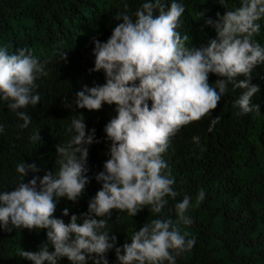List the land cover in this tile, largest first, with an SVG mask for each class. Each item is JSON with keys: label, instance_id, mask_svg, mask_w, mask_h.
Returning a JSON list of instances; mask_svg holds the SVG:
<instances>
[{"label": "clouds", "instance_id": "clouds-1", "mask_svg": "<svg viewBox=\"0 0 264 264\" xmlns=\"http://www.w3.org/2000/svg\"><path fill=\"white\" fill-rule=\"evenodd\" d=\"M226 5L227 0H220ZM125 9L128 5L125 4ZM159 10L158 13L156 10ZM186 5L183 0H143L136 11H119L118 23L106 41L93 37L95 71L104 70L106 82L87 84L75 94L79 108L100 109L106 102L113 104L117 115L104 126L111 141L109 158L95 175L102 183L88 204V210L73 213L70 222L54 215L62 197L76 201L90 182L89 146L99 142L96 128H89L84 114H74L67 127L68 139L58 143L55 171L42 177L38 165L22 161L16 165L21 174L13 190L0 191V227L47 229V238L54 246L44 243L38 251L22 250L20 255L34 264H60L67 257L72 264H109L107 253L115 248L119 264H177V257L193 248L196 237L181 231V223L194 220L187 210L194 205L192 196L184 194L175 204L177 218L161 215L145 222L134 231L130 240L118 245L111 233L108 217L111 209L127 210L135 216L145 206L162 213L169 197L179 193L174 187L176 177L164 157L171 138L182 125L199 120L205 114L213 117L209 130L220 121L211 111L232 87L242 88L234 105L241 113L260 111L253 97L260 85L252 82L253 70L264 64V44L255 36L261 31L264 0H241L240 6L228 8L218 19L206 21L214 25L215 38L199 47L189 46V36L180 31ZM203 15V13H201ZM68 53L59 50L61 60ZM51 57L42 59L27 46L10 52L0 45V101L22 118L21 128H27L32 116L25 110L36 106L41 95L37 79L49 73ZM218 78L209 82V74ZM242 78H238L240 75ZM67 107L71 101L65 98ZM5 125L0 123V133ZM193 139L199 144L200 136ZM30 140L40 143V129ZM205 199L199 189L196 203ZM68 215L69 209H63Z\"/></svg>", "mask_w": 264, "mask_h": 264}, {"label": "trees", "instance_id": "trees-1", "mask_svg": "<svg viewBox=\"0 0 264 264\" xmlns=\"http://www.w3.org/2000/svg\"><path fill=\"white\" fill-rule=\"evenodd\" d=\"M165 2L170 5L171 0ZM183 2L186 9L180 31L189 36V46L199 47L217 35L207 19H218V13L223 15L228 8L239 7L241 0H227L226 5L220 0ZM142 3L143 0H0V45H7L10 52L27 46L42 59L51 57L48 75L37 79L40 102L22 109L32 116L27 128H21L22 118L0 101V123L5 125V132L0 133V191L13 190L20 182L21 174L16 169L19 162L34 161L40 169L38 173L30 172L25 182L33 175L42 177L49 170H57L56 145L69 138L66 130L71 116L82 112L88 127L96 128L99 141L89 146L87 175L91 179L78 200L60 198L54 215L70 222L73 213L79 215L88 210L90 199L102 187L95 175L109 158L111 141L104 126L117 111L115 102H105L100 109L79 108L74 103L75 94L85 84L106 82L104 70H93V37L106 41L121 22L116 19L117 12L134 13ZM260 23L261 31L255 39L264 44V18ZM59 50L68 53L66 60L60 59ZM217 78V74H209L210 83ZM238 78L244 77L241 74ZM252 82L260 85V92L253 97L260 111L241 113L233 101L244 89H234L230 83L229 91L210 110L213 116L222 118L211 131L213 117L205 114L182 125L171 138L163 155L176 177L174 187L179 194L169 197L162 213L152 212L150 206L135 216L127 210H110V234L117 235L118 245L130 240L134 231L157 216H172L175 220V204L184 194H190L194 206L187 212L194 222L181 223L180 227L182 232L196 237V244L177 257V264H264V64L253 70ZM65 98L73 102L71 108L66 106ZM36 129H40V143L30 140ZM196 135L200 136L199 144L193 139ZM201 188L205 199L197 204L196 194ZM66 207L68 215L63 213ZM44 243L54 250L46 228L6 231L0 227V264H34L20 252L38 251ZM106 255L109 264H119L115 248ZM60 264L72 262L63 257ZM88 264L94 262L90 260Z\"/></svg>", "mask_w": 264, "mask_h": 264}]
</instances>
